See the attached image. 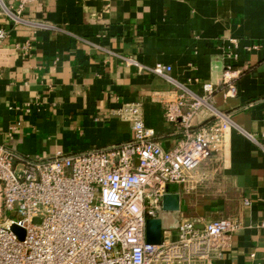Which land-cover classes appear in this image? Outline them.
I'll list each match as a JSON object with an SVG mask.
<instances>
[{
	"label": "crops",
	"instance_id": "crops-1",
	"mask_svg": "<svg viewBox=\"0 0 264 264\" xmlns=\"http://www.w3.org/2000/svg\"><path fill=\"white\" fill-rule=\"evenodd\" d=\"M14 0H0V146L20 156L47 159L109 149L132 139L118 114L139 104L153 140L164 150L183 138L167 122L169 102L189 101L164 78L138 72L117 56L170 76L191 94L227 114L240 131H228L220 152L198 168L193 188L179 185L181 221L197 228L232 218L243 225L214 264H264V0H40L10 18ZM236 41V47L231 41ZM236 75L235 96H224L222 72ZM204 83L214 88L211 95ZM214 122L207 108L193 129ZM244 201L249 204L245 205Z\"/></svg>",
	"mask_w": 264,
	"mask_h": 264
},
{
	"label": "built area",
	"instance_id": "built-area-1",
	"mask_svg": "<svg viewBox=\"0 0 264 264\" xmlns=\"http://www.w3.org/2000/svg\"><path fill=\"white\" fill-rule=\"evenodd\" d=\"M14 1L15 10L6 13L20 21L25 5L40 0ZM5 35L0 29V44ZM231 44L237 45L233 40ZM117 57L138 72L164 78L182 91L180 97L189 99L167 103L164 112L167 122L183 128V138L174 148L162 149L153 140L154 130L145 126L140 105L128 103L118 109L130 124L132 139L127 143L74 155L56 150L47 159L20 156L0 146V264H214L243 230L232 218L201 228L181 221L176 241H171L170 231H163L159 245L146 243V220L161 218L166 185L192 189L198 168L220 152L230 129H240L205 97L177 85L170 66L149 67L133 57ZM235 78L230 68L222 72L225 97L235 96ZM213 88L211 83L202 85L206 95ZM203 108L214 122L193 129L190 120ZM242 133L264 149V131L258 140ZM12 226L24 231L22 239ZM256 228L264 232V221Z\"/></svg>",
	"mask_w": 264,
	"mask_h": 264
},
{
	"label": "water",
	"instance_id": "water-1",
	"mask_svg": "<svg viewBox=\"0 0 264 264\" xmlns=\"http://www.w3.org/2000/svg\"><path fill=\"white\" fill-rule=\"evenodd\" d=\"M163 214L158 219H148L145 225V240L147 244L159 245L162 242L163 231L171 232V241L177 240V230L180 223L179 196L177 194H164L162 198ZM11 230L19 239L24 236V231L16 226Z\"/></svg>",
	"mask_w": 264,
	"mask_h": 264
},
{
	"label": "rangeland",
	"instance_id": "rangeland-1",
	"mask_svg": "<svg viewBox=\"0 0 264 264\" xmlns=\"http://www.w3.org/2000/svg\"><path fill=\"white\" fill-rule=\"evenodd\" d=\"M179 188L178 184H167L165 187L166 191H170V190H177Z\"/></svg>",
	"mask_w": 264,
	"mask_h": 264
}]
</instances>
